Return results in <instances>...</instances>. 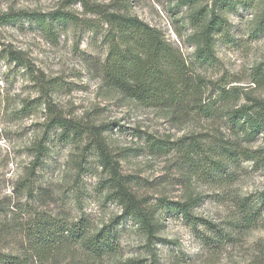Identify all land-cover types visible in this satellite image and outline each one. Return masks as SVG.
<instances>
[{"label":"rangeland","instance_id":"rangeland-1","mask_svg":"<svg viewBox=\"0 0 264 264\" xmlns=\"http://www.w3.org/2000/svg\"><path fill=\"white\" fill-rule=\"evenodd\" d=\"M179 1L0 0V208L7 212L3 226L9 227L0 235V252L19 249L21 226L38 212L69 221L84 216L93 228L119 214V205L105 197L108 175L89 143V124L106 126L107 153L118 162L120 173L130 177L134 192L153 202L160 197L183 202L188 194L200 196L194 214L222 223L236 213L239 198L264 192V171L251 162H240L233 180L205 175L184 178L181 152L155 153L145 139L147 135L175 140L210 133L219 126L217 121L195 117L176 124L159 109L139 105L101 85L99 65L106 50L102 34L108 28L103 12L137 16L161 30L191 58L194 44L188 36L197 27L189 23L188 14L198 7L209 8L214 0ZM56 11L71 13L76 23L56 21L50 32L35 19L17 17L46 16ZM262 12L264 0H239L235 7L226 8L228 25L217 36L216 59L205 69L197 67L207 78L239 86L242 94L236 105L247 102L246 96L264 98V81L256 84L252 80L255 66L264 71ZM45 21L49 22V17ZM11 57L19 58L27 68ZM53 115L80 122L87 131L81 141L56 142L58 129L51 130L48 135L54 143L48 164L30 177L32 185L26 189L23 181L32 159L30 149ZM263 139L261 133L250 147H263ZM259 208L256 228L216 250L202 247L200 226L192 228L169 214L157 233L161 241L154 245V264H247L264 245V200ZM118 242L117 252L105 255L98 264L128 260L149 264L151 253L144 246V237L129 222L121 227ZM73 250L63 255L59 264H92L84 251Z\"/></svg>","mask_w":264,"mask_h":264},{"label":"trees","instance_id":"trees-1","mask_svg":"<svg viewBox=\"0 0 264 264\" xmlns=\"http://www.w3.org/2000/svg\"><path fill=\"white\" fill-rule=\"evenodd\" d=\"M238 1L214 0L209 8L198 7L188 14L189 23L197 27L188 36L194 44L191 58L182 54L161 30L137 16L103 12L108 28L102 34L106 43L99 65L102 86L139 105L159 109L176 124L195 117L219 123L210 133H194L175 140L146 136L149 149L155 153L181 152L184 178L205 175L223 181L226 178L233 180L243 161L264 171V146L250 147L255 137L264 133V98L246 96L247 102L236 105L234 102L242 94L239 86H227L231 81L212 80L197 70V67L205 69L213 65L217 36L222 35L228 25L224 10L235 7ZM185 2L194 3V0H180L178 4ZM17 17L35 19L50 32L54 31L52 24L56 21L76 23L71 13L59 11L46 16L19 14ZM46 17L49 22L45 21ZM259 23L264 27V12ZM11 59L27 68L19 58ZM252 76L254 83L263 82L262 67L255 66ZM105 127L89 124V143L96 151L98 164L108 175L104 182L105 197L119 205V214L99 228L91 227L84 216L69 221L67 217L57 218L46 212L29 215L19 231L22 237L18 241L19 249L0 252V264H59L62 256L74 248L92 258V264H98L105 255L117 252L118 235L127 222L143 235L144 246L151 253L149 264H154L157 257L154 245L161 241L157 233L169 214L180 217L192 228L200 226L199 240L207 250L234 243L245 232L257 227L259 203L264 200V192L253 198H239L236 213L222 223L194 214V207L201 202L200 196L188 194L183 202H171L165 197L153 202L147 196H138L130 184V177L120 173L118 162L106 151ZM53 129H58L54 137L56 142L81 141L87 131L80 122L61 115L51 116L41 137L30 149L32 159L23 181L26 189L32 185L30 177L48 164L54 143L48 133ZM78 167L80 170L82 165ZM6 215L4 208H0V235L9 231L2 221ZM178 260L182 261L181 258ZM139 263L140 260H128L121 264ZM247 264H264L263 244Z\"/></svg>","mask_w":264,"mask_h":264}]
</instances>
